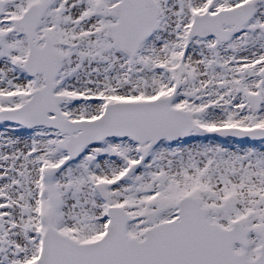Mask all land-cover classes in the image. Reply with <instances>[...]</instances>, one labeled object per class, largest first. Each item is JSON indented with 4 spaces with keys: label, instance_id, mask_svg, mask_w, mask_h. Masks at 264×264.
Returning <instances> with one entry per match:
<instances>
[{
    "label": "snow or ice",
    "instance_id": "6c2138e0",
    "mask_svg": "<svg viewBox=\"0 0 264 264\" xmlns=\"http://www.w3.org/2000/svg\"><path fill=\"white\" fill-rule=\"evenodd\" d=\"M0 264H264V0H0Z\"/></svg>",
    "mask_w": 264,
    "mask_h": 264
}]
</instances>
